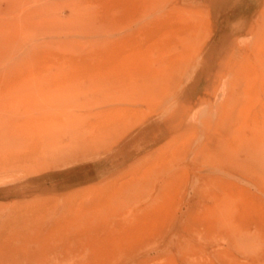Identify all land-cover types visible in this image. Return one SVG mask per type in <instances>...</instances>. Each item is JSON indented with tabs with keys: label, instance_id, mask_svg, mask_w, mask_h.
<instances>
[{
	"label": "rangeland",
	"instance_id": "374dc122",
	"mask_svg": "<svg viewBox=\"0 0 264 264\" xmlns=\"http://www.w3.org/2000/svg\"><path fill=\"white\" fill-rule=\"evenodd\" d=\"M0 264H264V0H0Z\"/></svg>",
	"mask_w": 264,
	"mask_h": 264
}]
</instances>
